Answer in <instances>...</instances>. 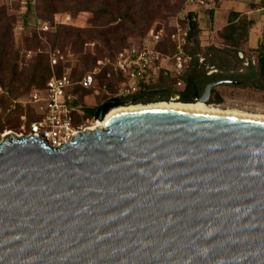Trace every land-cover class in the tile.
Listing matches in <instances>:
<instances>
[{
	"label": "water",
	"instance_id": "95a60500",
	"mask_svg": "<svg viewBox=\"0 0 264 264\" xmlns=\"http://www.w3.org/2000/svg\"><path fill=\"white\" fill-rule=\"evenodd\" d=\"M0 264H264V121L152 109L59 147L0 135Z\"/></svg>",
	"mask_w": 264,
	"mask_h": 264
},
{
	"label": "rangeland",
	"instance_id": "374dc122",
	"mask_svg": "<svg viewBox=\"0 0 264 264\" xmlns=\"http://www.w3.org/2000/svg\"><path fill=\"white\" fill-rule=\"evenodd\" d=\"M54 1L60 9L47 19L43 16V0H0V17H3L4 14L8 19L6 25L0 22V32L3 27L8 30L10 26L12 29L15 49L18 50L19 56L18 71L24 72L29 63L34 64L37 55L44 56L49 61V75L51 77H59V74H62L61 76H70L73 81H78L83 73L93 71L96 62L85 65L79 60V56L74 54L70 45L65 48L52 46L50 36L56 33L60 27L80 31L83 48L81 55H90L91 58L97 57V60L107 58L109 53H115L121 48L139 46L150 29H162L163 38L174 33L176 34V42H172L168 36L164 40L166 44L158 48L163 55L162 61L159 62L162 65L160 71H155L154 76L148 83L137 84L134 91L128 92L126 97H122V99H129L144 89L171 86L177 73L171 59L174 52L171 54L169 52L172 51V46L175 50L176 43L182 40L184 30L188 31L187 15L194 8L188 0ZM82 5L90 7L91 10H79ZM99 7H103L107 13H99L97 11ZM38 20L47 23L49 27L47 32L42 33L36 29ZM204 21V25L197 22L198 26L203 27L199 29L197 34L198 47H196L194 38L188 40L185 37L182 56L186 57L189 51H194L196 53L195 57L202 60V63H215L219 66V57H222L228 67L236 66L233 63V52L239 46L234 43L233 38L227 36L226 28L214 33L212 32V25L208 23L209 19L205 17ZM22 23L25 30L22 29ZM89 31H93V35L95 31L109 32L107 38L111 39L110 48L112 49L108 50V45L87 37L86 33ZM33 34H36V38ZM98 50L101 51L100 54H98ZM245 55L247 58L251 56L249 53H245ZM52 58L57 60L56 65L52 66ZM191 59L194 58L191 57ZM60 66L62 67L61 73L58 71ZM162 69H166L168 71L167 77L171 78L164 79ZM232 69L236 70L237 67ZM99 73L101 72L97 71L95 77L99 76ZM43 77H47V74L44 71H38L34 80L37 83ZM105 80L102 83L99 79L91 89L76 92V97L82 107H94L104 97H118L120 90L127 87L115 74L114 79L106 78ZM6 84L7 77L0 84L2 88L0 93V135H27L29 125L38 119L39 114L45 111V101L34 103L31 98V94L41 88L34 84L33 86L14 90ZM173 87L175 88V85ZM213 94L214 99H219L220 102L203 104L220 109L237 110L247 114L264 116V90L262 89H243L232 85H224L216 87ZM169 101L176 100L170 99ZM20 114L21 116L17 119ZM95 121L96 119L83 118V120H79V123H83L84 127H90Z\"/></svg>",
	"mask_w": 264,
	"mask_h": 264
},
{
	"label": "trees",
	"instance_id": "16d2710c",
	"mask_svg": "<svg viewBox=\"0 0 264 264\" xmlns=\"http://www.w3.org/2000/svg\"><path fill=\"white\" fill-rule=\"evenodd\" d=\"M44 3V10H43V16L44 18L52 17L53 14L57 13V10L60 9L58 5H56L54 0H43ZM97 9V8H96ZM88 11L91 10L90 7L86 5H82L81 9ZM99 13H107L103 7H99L97 9ZM188 31H187V38L192 39L194 38L196 40V47H198V41H197V34L199 33V26L197 24V21L195 20V14L193 12L188 13ZM0 22L3 25H6L8 22V19L6 18V15L3 14V17H0ZM45 22V21H43ZM24 23V22H23ZM22 23V24H23ZM228 26L226 27L227 36L234 39V43H236L237 46L235 48V51L233 52V63L237 67V69L233 70L232 68L227 66V63L225 62L224 58L219 57L220 65L213 63V66H216L217 73L208 75L206 63L199 62V60L195 57L194 51H189L188 56L194 58L192 61H190L184 69L175 76L174 80H172L171 86H160L157 89L150 88V89H144L141 90L139 93L134 94L129 99H122L119 97H104L101 102L94 106V107H83V118L85 119H97L100 114L105 115L107 112H109L112 108H117L120 106H126V105H135V104H147V103H154V102H168L171 98L177 96L178 100L183 103H192V98L194 93L200 94L204 88L209 84V82L213 78H231L237 81H240V86L242 88H247L251 86H259V89L264 90V45H260V47L257 50H254L255 53V60H256V66H249L248 72L245 76L238 73L239 67L241 65V59L237 58L238 51H241L243 49V46L247 42L248 37V30L251 28L252 22L247 20L246 17H242L237 13H230L227 19ZM5 29V32H4ZM22 29L25 30L24 24L22 25ZM44 33V32H42ZM109 32L105 31H95V34L93 35V31H89L86 33V36L89 38L96 39L100 41L101 43H104L108 45V50H111L110 48L111 39L109 40L107 38ZM33 36L36 38V34H33ZM169 36V35H168ZM168 36H165L161 43L159 44V48L161 46H164L165 38ZM50 41L52 43V46H59L62 48L67 47L68 45L71 46L74 54L79 56V60H81L85 65L91 63L94 64L97 60L96 58H91L90 55H81L83 52L82 48V40L80 36V31L70 29L67 27H60L56 33H53L50 36ZM169 43V42H168ZM169 45H171L169 43ZM172 46V45H171ZM122 49V48H121ZM120 49V50H121ZM120 50H118L115 53H109L107 56L109 58H113ZM173 46L172 51L169 52L170 54L173 53ZM101 51L98 50V54H100ZM166 53V52H164ZM105 57V56H104ZM215 64V65H214ZM19 56H18V50L15 49V42L12 37V29L3 27L2 31L0 32V84L3 83L4 78L7 77V86H10L11 89L14 88V90H19L22 88H26L29 86H33L34 84H37L41 89L45 86V83L50 79L49 75V61L46 59V57L37 55L36 62L34 64L28 65L27 68H25L24 72H20L19 70ZM62 67L60 66L58 68L59 73H61ZM225 70V71H224ZM38 71H44L47 74V77H43L42 80L39 82H35V74ZM227 71V72H226ZM232 72V73H230ZM87 73V72H85ZM83 73L82 76L85 74ZM60 76L62 74H59ZM116 75V74H115ZM81 76V77H82ZM119 80L121 81V77L116 75ZM164 79L171 78L164 76ZM80 77V79H81ZM114 79V74L112 77ZM101 80L102 83L105 82V72L99 73V76L95 77V82L97 80ZM180 80L183 83V87L181 89H175L174 83L176 80ZM251 82V83H250ZM252 84V85H250ZM80 89L79 87H76L75 92H78ZM212 103H219L220 101H211ZM21 114L18 116L17 119ZM41 115H38V118Z\"/></svg>",
	"mask_w": 264,
	"mask_h": 264
},
{
	"label": "built area",
	"instance_id": "2783aa9c",
	"mask_svg": "<svg viewBox=\"0 0 264 264\" xmlns=\"http://www.w3.org/2000/svg\"><path fill=\"white\" fill-rule=\"evenodd\" d=\"M192 6L205 10L213 7V0H188ZM39 32H47V23L38 20L36 23ZM176 34H171L169 39L175 41ZM182 42L175 45L174 55L171 57L177 75L192 60L190 56H182V46L187 37V31L182 33ZM163 39L162 29H150L139 46H129L122 48L112 59L107 57L98 59L93 71L85 73L78 81H73L70 76H52L45 83L42 89L36 90L31 94L32 101L38 103L45 101L44 113L29 125L27 135H36L51 147H59L72 139L75 133L84 131L83 107L78 102L75 89L79 87L89 90L93 87L96 72H105L106 78H111L113 74L121 77L127 85L120 90L118 97H126L128 92H133L137 84L148 83L154 76V72L161 69L159 63L163 59L159 51V44ZM182 43V44H181ZM202 62V60H199ZM51 64L56 65L57 60L51 59ZM164 76L168 75L166 69H162ZM175 87L180 88L182 82L178 79L174 83ZM2 88L0 87V93ZM178 97L175 96L176 100Z\"/></svg>",
	"mask_w": 264,
	"mask_h": 264
},
{
	"label": "crops",
	"instance_id": "0c3cea01",
	"mask_svg": "<svg viewBox=\"0 0 264 264\" xmlns=\"http://www.w3.org/2000/svg\"><path fill=\"white\" fill-rule=\"evenodd\" d=\"M213 1V7L210 10L195 6L191 10L196 15L198 23L204 25L205 17L209 19L208 23L212 25V32L222 31L228 26L227 19L230 13H237L252 22L251 28L248 30L247 42L243 49L238 51V58L241 59L238 73L245 76L249 66H256L254 50H257L260 45H264V0ZM202 28V26H199V29ZM245 53H249L251 55L250 58H247ZM206 69L208 75L217 73L216 66H213L212 63L206 64Z\"/></svg>",
	"mask_w": 264,
	"mask_h": 264
},
{
	"label": "bare ground",
	"instance_id": "6f19581e",
	"mask_svg": "<svg viewBox=\"0 0 264 264\" xmlns=\"http://www.w3.org/2000/svg\"><path fill=\"white\" fill-rule=\"evenodd\" d=\"M152 109H165V110L183 111V112H191V113L222 115V116L248 118V119H256V120L264 121L263 115H253V114L239 112L237 110L220 109L214 106H207L203 104V102L183 103L176 100V101H168V102L160 101V102L147 103V104L126 105V106L113 108L107 113V115L102 121L96 120L87 129L92 130L97 126L104 128L106 126V121L111 116L118 113L140 111V110H152Z\"/></svg>",
	"mask_w": 264,
	"mask_h": 264
},
{
	"label": "flooded vegetation",
	"instance_id": "af4514ba",
	"mask_svg": "<svg viewBox=\"0 0 264 264\" xmlns=\"http://www.w3.org/2000/svg\"><path fill=\"white\" fill-rule=\"evenodd\" d=\"M226 81V82H225ZM215 82H221V84L220 85H217V86H215L213 89H212V91H211V93H210V96H209V99H208V101L207 102H205V104H212V102L211 101H219V99H214V94H213V90L216 88V87H219V86H224V85H232V86H236V87H240V88H242L241 86H240V81H237V80H234V79H231V78H229V77H227V78H213L210 82H209V84H211V83H215ZM251 83V82H250ZM208 84V85H209ZM250 85H252V84H250ZM183 87V83H182V86L180 87V88H177V87H175V89H181ZM252 87H254V88H256V89H259L260 87L259 86H252ZM206 88V87H205ZM204 88V89H205ZM243 89H245V88H243ZM203 92H204V90L200 93V94H197V93H194V95H193V98H192V102H200V101H196V99H199L201 96H202V94H203ZM171 99H174V97L173 98H171ZM175 100V99H174ZM177 101H179L178 100V98L176 99ZM180 102V101H179ZM214 104V103H213ZM87 129V128H86ZM81 132V131H80Z\"/></svg>",
	"mask_w": 264,
	"mask_h": 264
}]
</instances>
